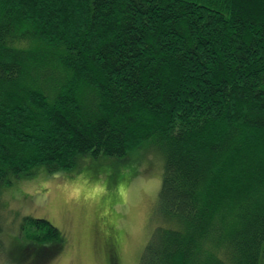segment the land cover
Masks as SVG:
<instances>
[{"label": "trees", "instance_id": "obj_1", "mask_svg": "<svg viewBox=\"0 0 264 264\" xmlns=\"http://www.w3.org/2000/svg\"><path fill=\"white\" fill-rule=\"evenodd\" d=\"M148 142L138 264H264V0H0V187Z\"/></svg>", "mask_w": 264, "mask_h": 264}, {"label": "rangeland", "instance_id": "obj_2", "mask_svg": "<svg viewBox=\"0 0 264 264\" xmlns=\"http://www.w3.org/2000/svg\"><path fill=\"white\" fill-rule=\"evenodd\" d=\"M162 164L148 142L123 158L36 167L0 187V264H138L153 230ZM26 217L50 222L62 242L20 239Z\"/></svg>", "mask_w": 264, "mask_h": 264}]
</instances>
